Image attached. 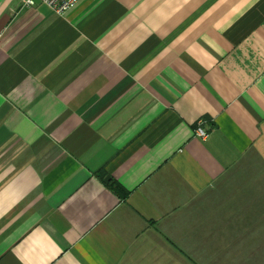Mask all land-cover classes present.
Returning <instances> with one entry per match:
<instances>
[{"label":"crops","instance_id":"0c3cea01","mask_svg":"<svg viewBox=\"0 0 264 264\" xmlns=\"http://www.w3.org/2000/svg\"><path fill=\"white\" fill-rule=\"evenodd\" d=\"M0 264H264V0H0Z\"/></svg>","mask_w":264,"mask_h":264},{"label":"built area","instance_id":"2783aa9c","mask_svg":"<svg viewBox=\"0 0 264 264\" xmlns=\"http://www.w3.org/2000/svg\"><path fill=\"white\" fill-rule=\"evenodd\" d=\"M46 4L50 9L59 15H64L68 11L75 8L79 0H40ZM22 5L25 7H32L36 5V0H22ZM196 134L202 138L207 137L208 133L202 127L196 128Z\"/></svg>","mask_w":264,"mask_h":264},{"label":"water","instance_id":"95a60500","mask_svg":"<svg viewBox=\"0 0 264 264\" xmlns=\"http://www.w3.org/2000/svg\"><path fill=\"white\" fill-rule=\"evenodd\" d=\"M110 180H111V178L109 176L105 178V182H107V183L110 182Z\"/></svg>","mask_w":264,"mask_h":264}]
</instances>
